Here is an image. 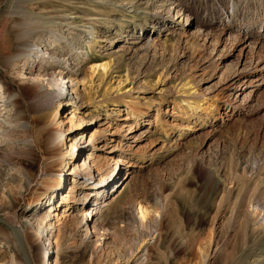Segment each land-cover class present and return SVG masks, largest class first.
<instances>
[{
    "label": "rangeland",
    "instance_id": "374dc122",
    "mask_svg": "<svg viewBox=\"0 0 264 264\" xmlns=\"http://www.w3.org/2000/svg\"><path fill=\"white\" fill-rule=\"evenodd\" d=\"M0 52V215L33 264H264V0H0ZM53 131L64 182L30 192Z\"/></svg>",
    "mask_w": 264,
    "mask_h": 264
},
{
    "label": "bare ground",
    "instance_id": "6f19581e",
    "mask_svg": "<svg viewBox=\"0 0 264 264\" xmlns=\"http://www.w3.org/2000/svg\"><path fill=\"white\" fill-rule=\"evenodd\" d=\"M21 43L23 44V46H27L28 47V45H29V44L27 45V42H21ZM23 51H25L24 48H23ZM7 60H8V56L6 54H3V53L0 52V66L2 64H4ZM60 81L62 83V88L59 90V92H57V95H64L65 89H66V83L63 82V78L62 77H61ZM57 95H56V97H58ZM14 97H15L14 95H11V97H10L11 103L14 102ZM131 103H133V102H131ZM131 103H129L130 107H132ZM132 108H134V107H132ZM83 120H84L83 118H79L78 122L81 123ZM166 121H167V119H165V122ZM63 135L64 134L61 131H53V132H48L46 134V136H45V140H46L45 151L44 152L42 151L40 153L39 160H38L39 161V172H37L36 176L29 181V184H28V187H27V189H29L30 192L34 193L35 191L40 189L41 186L46 187V189H47L49 187H55L56 183L63 184L64 179L62 177L61 167L57 168L56 165H55L56 162L58 161V159L55 158L54 160H52L54 157H51L49 155V151L51 149L56 150L60 146V144L64 142ZM94 135H96V134H94ZM82 138H84V135L81 136V139ZM95 139H96V136L93 139H90V140H92L91 142H92L93 145H94ZM31 145H34V146L38 147L41 150L40 145L37 143V141L35 139L32 140V144ZM75 149H76V145L74 143L71 146V149H70V152L68 153V155L72 154L73 157H75V155L73 154L76 151ZM88 159H89V157L84 159L83 162L81 164H79L78 167L76 169H74L73 172L76 174V173H81V170L82 171H84V170L86 171V169L89 167ZM112 160H113V167H111L109 169V172L106 175H102V177L100 178L101 182H105L102 185L103 187L100 186V188L101 187L104 188V185L106 184V182L109 179L110 180H114V179H116L117 174H119V173H117L118 169H119L118 167H120L119 164L122 163L123 160L121 158H119V157H116V158L112 157ZM84 175L86 177L85 181L91 180V183H89V185L91 187L94 186L93 184H96L95 179H94L95 177H94L93 174L85 173ZM85 195H88V194H85ZM103 195H104V193L102 194V196ZM87 197L88 196H86V198ZM95 204H97V203H95ZM50 216L51 215L49 213L44 214L42 216V220H41L42 222H40L38 224V226H37L38 228L36 227L37 229H35V231L33 232L34 233L33 237L35 238V241L37 243H38V241H40L39 240L40 238H43L44 236H46V235L48 236V235L51 234V230H50V226L51 225L48 223V221H49L48 219L50 218ZM3 217L6 218L7 220H9L16 227V229L22 235V237L25 239L24 234H22V233H23L24 228L29 227L28 223L24 222L22 224V227H21L20 223H18L16 221V219H15V218H17L15 213L13 215H7V216L5 215ZM48 254H49V249H47V247H45V246H43V247L41 246V248L39 249V255L41 257V260L43 261V264H45L47 262Z\"/></svg>",
    "mask_w": 264,
    "mask_h": 264
},
{
    "label": "water",
    "instance_id": "95a60500",
    "mask_svg": "<svg viewBox=\"0 0 264 264\" xmlns=\"http://www.w3.org/2000/svg\"><path fill=\"white\" fill-rule=\"evenodd\" d=\"M0 223L7 226L10 229V231L12 232V234L15 238V242L17 244V247L19 248V252L21 254V257L23 259L24 264H33L31 256H30L28 249H27V246H26V242H25L24 238L22 237V235L18 232L16 227L9 220L4 218L2 215H0Z\"/></svg>",
    "mask_w": 264,
    "mask_h": 264
}]
</instances>
